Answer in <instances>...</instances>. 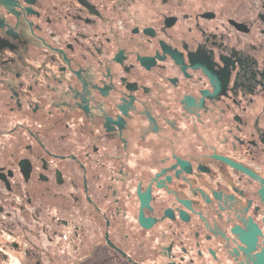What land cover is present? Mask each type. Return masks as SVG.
I'll return each instance as SVG.
<instances>
[{"label": "flooded vegetation", "instance_id": "obj_1", "mask_svg": "<svg viewBox=\"0 0 264 264\" xmlns=\"http://www.w3.org/2000/svg\"><path fill=\"white\" fill-rule=\"evenodd\" d=\"M0 264H264V0H0Z\"/></svg>", "mask_w": 264, "mask_h": 264}]
</instances>
